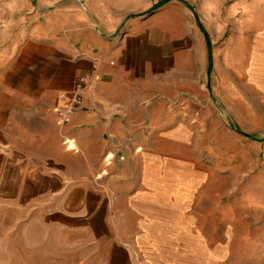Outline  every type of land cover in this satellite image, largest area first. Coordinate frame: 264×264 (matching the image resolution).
<instances>
[{"label":"crops","instance_id":"0c3cea01","mask_svg":"<svg viewBox=\"0 0 264 264\" xmlns=\"http://www.w3.org/2000/svg\"><path fill=\"white\" fill-rule=\"evenodd\" d=\"M159 1L132 16L134 0H0V199L113 258L143 244L142 264H172L161 244L199 238L184 211L195 167L162 152L192 133L180 113L196 104L206 39L187 5ZM221 6L242 13L238 54L244 22L260 23L248 74L264 89V0Z\"/></svg>","mask_w":264,"mask_h":264},{"label":"rangeland","instance_id":"374dc122","mask_svg":"<svg viewBox=\"0 0 264 264\" xmlns=\"http://www.w3.org/2000/svg\"><path fill=\"white\" fill-rule=\"evenodd\" d=\"M140 1L134 0L130 15L143 14ZM176 1L194 13L210 42L197 77L196 104L180 113L192 133L162 152L180 160L182 170L195 167L197 182L184 211L199 238L163 243L157 253L172 264H264V89L248 74L260 23L244 22L238 54L230 47L241 12L228 14L221 0ZM7 202L0 199V264L146 263L149 250L143 244L129 247L130 256L118 252L113 258L99 253V241L64 238Z\"/></svg>","mask_w":264,"mask_h":264},{"label":"built area","instance_id":"2783aa9c","mask_svg":"<svg viewBox=\"0 0 264 264\" xmlns=\"http://www.w3.org/2000/svg\"><path fill=\"white\" fill-rule=\"evenodd\" d=\"M88 78H89L88 75H82L79 76L75 82V86H74L75 91L73 94V98L76 103L80 99L81 92L84 90ZM74 109L75 106L70 105V106H66L65 108L58 109L57 113L63 122H67L70 119L71 114L74 112Z\"/></svg>","mask_w":264,"mask_h":264},{"label":"trees","instance_id":"16d2710c","mask_svg":"<svg viewBox=\"0 0 264 264\" xmlns=\"http://www.w3.org/2000/svg\"><path fill=\"white\" fill-rule=\"evenodd\" d=\"M166 0H161L158 4L155 5V7H157L158 5H160L161 3L165 2ZM198 24L201 26V23L199 22L198 18H197ZM205 33V37H206V43L208 45V49L210 48V42H209V37L207 36L206 32ZM208 61H209V68H210V57L208 56Z\"/></svg>","mask_w":264,"mask_h":264},{"label":"clouds","instance_id":"9594fccd","mask_svg":"<svg viewBox=\"0 0 264 264\" xmlns=\"http://www.w3.org/2000/svg\"><path fill=\"white\" fill-rule=\"evenodd\" d=\"M9 7H11V5H9Z\"/></svg>","mask_w":264,"mask_h":264}]
</instances>
